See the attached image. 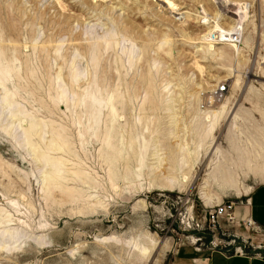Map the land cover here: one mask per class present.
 Here are the masks:
<instances>
[{"label":"rangeland","instance_id":"rangeland-1","mask_svg":"<svg viewBox=\"0 0 264 264\" xmlns=\"http://www.w3.org/2000/svg\"><path fill=\"white\" fill-rule=\"evenodd\" d=\"M262 57L264 0H0V264H197L264 184Z\"/></svg>","mask_w":264,"mask_h":264},{"label":"built area","instance_id":"built-area-1","mask_svg":"<svg viewBox=\"0 0 264 264\" xmlns=\"http://www.w3.org/2000/svg\"><path fill=\"white\" fill-rule=\"evenodd\" d=\"M239 21H234V30L231 32L226 30L219 34L215 42L221 44H239L242 37V24ZM260 64L264 66V57L260 59ZM227 93V87L223 84L217 87L212 96L214 100H220ZM248 204V200L233 201L227 200L221 204L216 205L208 210L204 217V222H198L191 218L188 223V228L192 231L213 233L214 231L220 233V241L214 238L208 243V250L219 251L227 255H259L263 249L261 242V227L256 224L250 217L241 218L238 213V208ZM239 230H243L241 233ZM244 232H250L248 236ZM258 242L253 244L256 237ZM255 237V238H254ZM254 238V239H253ZM197 241L200 239H196Z\"/></svg>","mask_w":264,"mask_h":264},{"label":"crops","instance_id":"crops-1","mask_svg":"<svg viewBox=\"0 0 264 264\" xmlns=\"http://www.w3.org/2000/svg\"><path fill=\"white\" fill-rule=\"evenodd\" d=\"M248 204L238 208L241 218L250 217L261 227L263 249L259 255H227L219 251L206 253L197 264H264V184L256 185L248 195Z\"/></svg>","mask_w":264,"mask_h":264},{"label":"bare ground","instance_id":"bare-ground-1","mask_svg":"<svg viewBox=\"0 0 264 264\" xmlns=\"http://www.w3.org/2000/svg\"><path fill=\"white\" fill-rule=\"evenodd\" d=\"M166 5H167V7H169V8H172L173 7V4L171 3V2H166L165 3ZM237 6V5H236ZM240 9V8H239ZM241 11V10H240ZM237 12L236 13V16L235 17H238V18H240V19H242V21L245 19V16L246 15H242V13L241 12ZM242 25H243V23L242 22H240ZM232 29V28H231ZM234 29V28H233ZM222 31H225V30H223V28H221L220 27V25L218 24V22H217V20L216 21H214V26L213 27H211V31L207 34V37H215V36H213V35H216V34H218L219 32L221 33ZM217 32V33H216ZM231 32V31H230ZM244 33V32H243ZM234 46V45H233ZM213 97V96H212ZM214 99V98H213Z\"/></svg>","mask_w":264,"mask_h":264}]
</instances>
